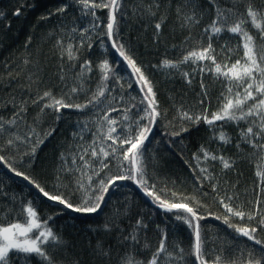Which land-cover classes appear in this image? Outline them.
I'll return each instance as SVG.
<instances>
[{
  "label": "trees",
  "instance_id": "1",
  "mask_svg": "<svg viewBox=\"0 0 264 264\" xmlns=\"http://www.w3.org/2000/svg\"><path fill=\"white\" fill-rule=\"evenodd\" d=\"M115 1L0 0V264H264V0Z\"/></svg>",
  "mask_w": 264,
  "mask_h": 264
},
{
  "label": "rangeland",
  "instance_id": "2",
  "mask_svg": "<svg viewBox=\"0 0 264 264\" xmlns=\"http://www.w3.org/2000/svg\"><path fill=\"white\" fill-rule=\"evenodd\" d=\"M30 215L28 224L11 226L1 232L0 261L12 250L36 251L50 237L47 226L40 224L33 213Z\"/></svg>",
  "mask_w": 264,
  "mask_h": 264
},
{
  "label": "water",
  "instance_id": "3",
  "mask_svg": "<svg viewBox=\"0 0 264 264\" xmlns=\"http://www.w3.org/2000/svg\"><path fill=\"white\" fill-rule=\"evenodd\" d=\"M118 1H119V0H116L115 3H114V5H113L112 16H111V25H112V23H113V10H114V8H115V6H116V4H117ZM146 140H147V137L142 141V143L140 144V147L143 145V143H144ZM140 147H138V148L136 149L135 153L137 152V150H138ZM134 167H135V162H134Z\"/></svg>",
  "mask_w": 264,
  "mask_h": 264
}]
</instances>
